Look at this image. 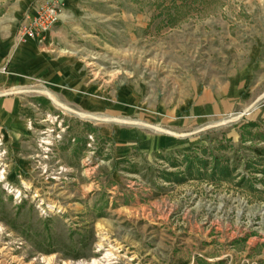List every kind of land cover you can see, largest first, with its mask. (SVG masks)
Returning <instances> with one entry per match:
<instances>
[{
    "label": "rangeland",
    "instance_id": "rangeland-1",
    "mask_svg": "<svg viewBox=\"0 0 264 264\" xmlns=\"http://www.w3.org/2000/svg\"><path fill=\"white\" fill-rule=\"evenodd\" d=\"M65 5L54 41L16 36L78 63L85 88L24 79L34 153L18 170L0 147V264L111 246L115 264H264V0Z\"/></svg>",
    "mask_w": 264,
    "mask_h": 264
},
{
    "label": "crops",
    "instance_id": "crops-1",
    "mask_svg": "<svg viewBox=\"0 0 264 264\" xmlns=\"http://www.w3.org/2000/svg\"><path fill=\"white\" fill-rule=\"evenodd\" d=\"M32 2L33 0H0V138L4 140L11 154L18 155L14 156L18 170L27 162L20 159V155L31 157L34 153L29 151L31 142L28 139H31L32 135L28 131V123L35 112L27 108L22 98L17 95L26 83L24 79L32 75L46 81L51 89L65 82H69L70 86L79 91L85 88L84 79L79 78L78 63L71 62V59L63 62L59 57L47 55L35 41L17 45L16 36L20 28L29 16L35 14ZM53 29L47 33V43L60 35ZM63 66L68 69L65 73L62 72ZM44 92L51 95L49 91ZM52 97L56 99L53 95L49 98L55 103ZM93 105L97 110L98 104ZM78 115H88L89 119L98 121L97 115ZM142 142H145L144 150L149 152L162 149L159 147L163 143H166L163 149H177L174 139L162 141L158 137L144 136Z\"/></svg>",
    "mask_w": 264,
    "mask_h": 264
},
{
    "label": "built area",
    "instance_id": "built-area-1",
    "mask_svg": "<svg viewBox=\"0 0 264 264\" xmlns=\"http://www.w3.org/2000/svg\"><path fill=\"white\" fill-rule=\"evenodd\" d=\"M65 0H49L47 3H41L34 9L35 14L29 16L23 23L18 32V39L23 41L25 39H42L45 35L53 29L60 21L65 8ZM4 145L3 139L0 138V147ZM46 151H49L50 143L44 142ZM0 185L5 187L6 190L14 191V188L6 182L5 169L0 170ZM20 194H17V199Z\"/></svg>",
    "mask_w": 264,
    "mask_h": 264
},
{
    "label": "bare ground",
    "instance_id": "bare-ground-1",
    "mask_svg": "<svg viewBox=\"0 0 264 264\" xmlns=\"http://www.w3.org/2000/svg\"><path fill=\"white\" fill-rule=\"evenodd\" d=\"M44 94L51 97V95L47 92H44ZM54 101H55V103L58 102L56 99H54ZM67 110L70 111V109H67ZM81 116H83V118H88L85 115H81ZM49 208H54V207L51 206ZM104 247L105 246H103V245L99 246V248H101V249H104ZM117 250L118 249L114 248L113 246L109 247V249L105 250L106 253H104L100 259L94 260L90 264H115V261L118 259Z\"/></svg>",
    "mask_w": 264,
    "mask_h": 264
},
{
    "label": "trees",
    "instance_id": "trees-1",
    "mask_svg": "<svg viewBox=\"0 0 264 264\" xmlns=\"http://www.w3.org/2000/svg\"><path fill=\"white\" fill-rule=\"evenodd\" d=\"M191 170V169H190Z\"/></svg>",
    "mask_w": 264,
    "mask_h": 264
}]
</instances>
